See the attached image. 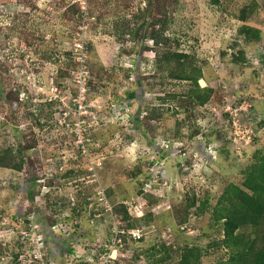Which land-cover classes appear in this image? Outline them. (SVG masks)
Instances as JSON below:
<instances>
[{
  "label": "rangeland",
  "instance_id": "obj_1",
  "mask_svg": "<svg viewBox=\"0 0 264 264\" xmlns=\"http://www.w3.org/2000/svg\"><path fill=\"white\" fill-rule=\"evenodd\" d=\"M254 2L261 41L247 44L237 16ZM163 8L213 90L203 107L156 70L147 35ZM6 148L26 165L0 167V264H177L192 245L202 264L226 260L212 207L264 153V0H0Z\"/></svg>",
  "mask_w": 264,
  "mask_h": 264
},
{
  "label": "trees",
  "instance_id": "obj_2",
  "mask_svg": "<svg viewBox=\"0 0 264 264\" xmlns=\"http://www.w3.org/2000/svg\"><path fill=\"white\" fill-rule=\"evenodd\" d=\"M255 9L254 2L243 7L237 16L241 23L238 35L243 37V41L247 44L261 41V30L247 23V19ZM158 15L153 25H159V29L152 30L147 35L156 48V70L167 73L164 80L189 83V88L183 96L193 105L203 107L211 100L213 90L207 87L200 88L198 81L202 79V70L194 58L174 50V45H178L177 42L165 34L168 23V13L165 8ZM144 27H146L145 22L138 32ZM232 62L245 63V53L238 51L237 54L232 55ZM166 97L177 98L174 94ZM154 112L155 110L151 109L144 118L154 120ZM253 159L254 162L244 171L241 180L229 183L215 206L212 207V223L221 229L222 238L215 239L210 244L216 249H224L227 255L226 260H219L216 264H264V153L256 151ZM25 165L26 160L21 152L15 155L13 149L1 150V168L20 172ZM194 204L192 202V205ZM206 204L207 201H204L200 203V206ZM114 212L116 215H121L124 220L130 219L124 205L115 206ZM160 252H163V255L156 258L157 262L165 263L171 258L164 246L158 251L153 250L152 254L156 257V254ZM204 256L199 246H185L180 250L177 264H202Z\"/></svg>",
  "mask_w": 264,
  "mask_h": 264
},
{
  "label": "built area",
  "instance_id": "obj_3",
  "mask_svg": "<svg viewBox=\"0 0 264 264\" xmlns=\"http://www.w3.org/2000/svg\"><path fill=\"white\" fill-rule=\"evenodd\" d=\"M251 133V132H250ZM249 138H250V134H249ZM171 148L170 146V142L168 141H162L159 146H157L156 148V153H160L161 151H167ZM215 153L216 152V148H214L212 145L208 146V148H206L205 153L207 155H211V153Z\"/></svg>",
  "mask_w": 264,
  "mask_h": 264
}]
</instances>
